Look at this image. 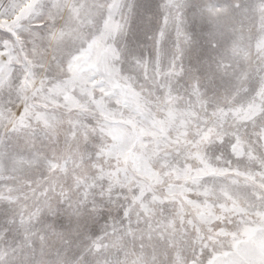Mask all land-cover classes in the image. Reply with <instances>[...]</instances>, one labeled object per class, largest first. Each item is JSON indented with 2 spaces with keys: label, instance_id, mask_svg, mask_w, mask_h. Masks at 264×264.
<instances>
[{
  "label": "snow or ice",
  "instance_id": "6c2138e0",
  "mask_svg": "<svg viewBox=\"0 0 264 264\" xmlns=\"http://www.w3.org/2000/svg\"><path fill=\"white\" fill-rule=\"evenodd\" d=\"M0 264H264V0H0Z\"/></svg>",
  "mask_w": 264,
  "mask_h": 264
}]
</instances>
